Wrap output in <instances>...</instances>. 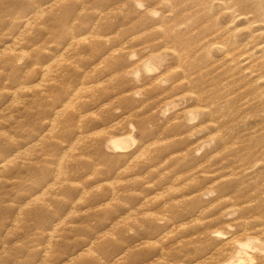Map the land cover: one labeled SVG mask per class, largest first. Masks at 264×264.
I'll list each match as a JSON object with an SVG mask.
<instances>
[{
  "label": "rangeland",
  "instance_id": "obj_1",
  "mask_svg": "<svg viewBox=\"0 0 264 264\" xmlns=\"http://www.w3.org/2000/svg\"><path fill=\"white\" fill-rule=\"evenodd\" d=\"M250 2L0 0V264H220L247 238L264 248Z\"/></svg>",
  "mask_w": 264,
  "mask_h": 264
},
{
  "label": "bare ground",
  "instance_id": "obj_2",
  "mask_svg": "<svg viewBox=\"0 0 264 264\" xmlns=\"http://www.w3.org/2000/svg\"><path fill=\"white\" fill-rule=\"evenodd\" d=\"M256 12H258L259 16L262 17V20L264 21V0H251L250 2ZM165 55V54H164ZM155 56V55H154ZM166 56V55H165ZM160 59V57H158ZM158 58H156L158 60ZM152 59V58H151ZM155 60V59H154ZM163 60V59H162ZM159 61V60H158ZM161 61V60H160ZM159 61V62H160ZM157 62V61H156ZM143 69L146 72L154 70V63L152 61H146L144 62ZM159 66V65H158ZM168 103V102H167ZM175 107L176 105H172L171 107ZM173 107V108H174ZM167 110V108L165 109ZM199 112H193L189 111L187 119L189 121H193L195 119ZM211 114V113H210ZM131 125V124H130ZM200 132V131H198ZM196 133V132H195ZM198 134V133H197ZM134 138H132V135H125V136H116L112 137L107 142V147L111 148L115 151H121L124 148H126L128 142L132 141ZM210 140V139H209ZM212 140V139H211ZM208 141V140H207ZM132 143V142H131ZM208 144V143H207ZM202 149V148H201ZM206 194V193H204ZM226 214V213H225ZM228 214V213H227ZM229 216V215H228ZM229 228V227H228ZM218 234H221V232H217ZM260 241V240H259ZM255 238H247L243 242L237 243V249L232 257H230L228 260L221 262L220 264H244L245 262L249 263L252 262V255L248 254V250H264L263 243L261 241L259 242ZM250 252V251H249ZM262 253V252H261Z\"/></svg>",
  "mask_w": 264,
  "mask_h": 264
}]
</instances>
